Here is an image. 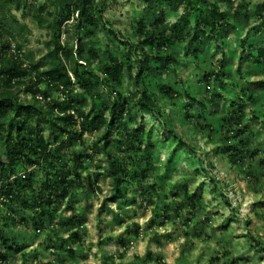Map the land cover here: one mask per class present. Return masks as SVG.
<instances>
[{
  "label": "rangeland",
  "instance_id": "rangeland-1",
  "mask_svg": "<svg viewBox=\"0 0 264 264\" xmlns=\"http://www.w3.org/2000/svg\"><path fill=\"white\" fill-rule=\"evenodd\" d=\"M79 1L0 4L28 29L22 51L43 65L48 24L69 17L59 40L75 50ZM191 1L195 8L187 10L175 0H92L96 23L83 25L78 35L86 52L79 69L93 87L75 86L71 95L85 101L84 113L107 119L111 99H126L128 112L108 138L113 158L127 168L123 196L112 201L107 156L91 148L103 128L77 125L79 139L68 145L65 134L51 144L46 170L12 167L9 182L19 194L12 204L0 198V235L11 247L0 243L6 255L0 264H264V86L250 84L264 82V64L255 61L264 50V0ZM213 8L223 14L214 32L208 24ZM35 16L46 25L38 26ZM150 36L170 40L142 44ZM6 41L1 35L0 44ZM145 56L148 66L141 67ZM113 62L123 67L116 81L104 73ZM32 76L11 89L0 87V94L43 109L49 101L62 102L65 94L47 89L45 81L33 96L27 90L34 88ZM142 91L154 102L150 113L139 110ZM44 136L49 139L47 129ZM5 143L0 135V161ZM59 169L73 179L64 198L36 211L23 207ZM29 174L33 188L21 190ZM75 231L79 239L73 240Z\"/></svg>",
  "mask_w": 264,
  "mask_h": 264
},
{
  "label": "trees",
  "instance_id": "trees-1",
  "mask_svg": "<svg viewBox=\"0 0 264 264\" xmlns=\"http://www.w3.org/2000/svg\"><path fill=\"white\" fill-rule=\"evenodd\" d=\"M164 2H172L174 0H162ZM179 3L185 2L186 9L195 8L194 2L191 0H175ZM4 4H0V36L6 34L8 40L5 43L0 44V62L7 56L8 65L2 68L0 71V87L3 89H11L19 84L25 77H31V84L34 87L31 90L33 96L36 95L37 84L41 81L46 82V88L55 90L56 92L64 93L62 102L60 104H54L49 101L45 104V109L33 103L23 102L21 103L16 95H1L0 97V135H4L6 154L5 161H0V171L6 172L8 175L0 176V198L4 202L12 204L19 192L13 186L9 179L12 177L13 166L19 171L27 172L30 168L38 166L39 168L46 170L52 163H46L47 159L52 158L50 151L48 150L52 143L62 141L65 134H69L67 144L70 145L74 142V139H79L81 136V130H75L74 127L80 125V129L90 126L94 130H100L103 128L99 141L101 143H93L91 146L95 154L105 153L107 156V174L111 181V199L116 201L123 196V184L127 181L128 172L124 163L113 158V152L109 146L108 138L110 133L116 124L120 123L124 115L128 112L126 109L127 101L125 98H120L116 94L115 98L111 99L108 112L110 113L109 119L103 115H96L90 117L89 114L84 113L86 103L83 99H78L75 95L74 98L71 92L75 90V86L81 90H90L93 85L90 79L85 77V73L79 69V64L85 63L83 45L78 35L80 28L87 24L89 26L95 25L96 17L93 14L92 0H80L76 6V24L74 38L76 42L74 46L75 50H66V47L62 45L59 40V29L62 22L69 20V17H65L61 21H55L48 24V28L51 31V37L46 45V54L44 56L43 65L36 64L31 53L23 52L20 48L21 44L26 42L25 34L28 33V29L25 25H21L13 18L9 10L5 8ZM198 10V8H196ZM100 15L101 12H98ZM219 17L223 20V14L213 8L209 12V26L213 32L216 30L215 18ZM38 26L43 27L47 21L39 16H35ZM197 25L199 21H196ZM262 26H264V19L262 20ZM197 27V26H195ZM198 29V28H196ZM197 33L193 34L192 39H196ZM167 40V41H166ZM170 39H160L150 36L142 41V44L152 46L157 41L162 44H166ZM11 42L14 44L11 45ZM91 52V51H90ZM160 60V59H159ZM172 60L173 59H169ZM255 61L259 64H264V50L259 49L256 52ZM27 62V64L25 63ZM141 67L148 66V57L145 56L143 60L138 61ZM41 68L39 71L38 69ZM123 71L121 63L113 62L104 68L105 75L110 81H116L118 76ZM218 79V75L214 76ZM3 82V83H2ZM250 84L264 86V82H251ZM160 89H169L165 86H160ZM6 90H4L6 92ZM46 94V92H43ZM192 101L195 99L191 98ZM139 110L142 113L152 112L154 102L147 97L145 91L141 92V97L138 102ZM32 121L33 124L30 122ZM236 124H240L237 119ZM49 132V139L44 136L45 130ZM130 139L127 136V140ZM229 150L235 151L233 147ZM238 154L234 152L233 155ZM55 162L59 161L58 157L53 158ZM16 172L17 173H19ZM75 174V173H74ZM54 178L51 180L43 181L40 185V189L35 191L34 198L32 200H23L22 206L27 209L39 210L44 205H50L53 202V198L59 196L60 199L64 198L67 193L68 186L73 183V179L68 177L63 169L55 171ZM52 175V176H53ZM50 176V175H48ZM78 175H75L77 177ZM25 182L22 183L21 190H27L32 187L31 175L25 177ZM88 186L93 187L92 183H88ZM60 192V193H59ZM34 211V212H35ZM70 238L73 240L79 239L77 231L71 233ZM0 243L8 246L9 239L0 235ZM8 249L11 247H7ZM64 248V247H63ZM68 252L72 253V249L68 248ZM6 261V255L0 251V263Z\"/></svg>",
  "mask_w": 264,
  "mask_h": 264
}]
</instances>
